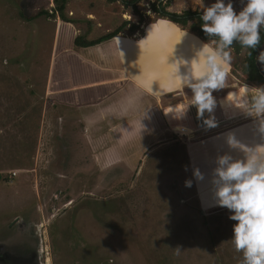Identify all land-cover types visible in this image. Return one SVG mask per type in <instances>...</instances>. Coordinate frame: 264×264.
<instances>
[{
	"label": "rangeland",
	"instance_id": "obj_1",
	"mask_svg": "<svg viewBox=\"0 0 264 264\" xmlns=\"http://www.w3.org/2000/svg\"><path fill=\"white\" fill-rule=\"evenodd\" d=\"M154 1L135 2L144 21L123 0H67L73 11L64 14L91 30L83 20L95 18L101 30L111 31L126 22L123 32L128 35L134 34L131 23L141 31L148 26L140 41L118 36L140 49L163 45L167 59L179 52V59L189 62L196 59L190 45L214 46L209 37L200 38L159 17ZM214 2L163 4L171 13L189 10L202 15ZM246 2L232 0V6L239 12ZM56 6L55 0H0V264H30L42 237L46 256L35 258L37 264H241L242 253L231 241L237 221L229 219L226 207L203 209L186 153L187 143L216 130L196 131L193 125L191 129L172 122L169 130L175 135L153 142L160 131L151 126L141 136L137 130L106 127L114 122L111 113L137 109L136 99L128 104L124 100L130 88L113 106L111 99L103 106L64 107L46 93L53 33L62 20ZM40 11L50 15H37ZM98 35L96 30L89 36ZM172 45L179 48L172 52ZM231 55L227 82L234 89L228 90L229 100L243 96L246 86L264 87L243 73L246 49L237 52L232 46ZM184 89L176 100L189 105L192 94L186 93L192 92ZM142 101L147 100L142 97ZM102 109L107 114H98ZM184 128L189 129L186 135ZM79 147L84 149L83 157ZM73 149L74 159L69 153ZM96 152L109 153L115 161L106 159L107 164L95 157ZM186 180L192 181L191 187L185 186ZM19 223L25 226L22 234L14 233Z\"/></svg>",
	"mask_w": 264,
	"mask_h": 264
},
{
	"label": "crops",
	"instance_id": "obj_2",
	"mask_svg": "<svg viewBox=\"0 0 264 264\" xmlns=\"http://www.w3.org/2000/svg\"><path fill=\"white\" fill-rule=\"evenodd\" d=\"M69 3L67 2L68 7L65 10L73 11ZM65 16L70 21H57L53 33L52 49L45 80L46 93L56 97L64 107L66 105L103 106L105 100L110 101L111 99L110 103L113 106L118 103V99L122 98L120 97L121 93H124L126 88H130V91L124 93V96H126L124 100L128 104L136 99L137 109L135 111H125L124 109L123 112H118V115L111 113L110 118L114 122L113 124L106 122L109 126L106 127L108 130L109 128L130 132L137 130L141 136L142 131H148L149 126H151L159 130L160 135H162H159L153 142L161 139V137L164 139V135L166 137L175 135L173 131L169 130V124H172V122L176 125H184L182 123H185L189 128L193 125L196 131L216 130L212 133L200 135L199 138L187 143L186 153L189 156L188 160L192 172L198 168L204 176L202 180H198L194 176L197 194L200 197L203 209L217 207L212 184L214 169L217 166V157L225 153L239 159L244 156L240 149L229 147L227 137L232 134L237 140L248 146L264 144V134H261L258 130V119L223 103L228 95V90L234 89L228 84L227 79L225 88L213 91V96L217 99V106L213 113L216 124L215 128L208 127L204 123V117L198 118L196 107L190 105L192 101L187 105L188 102L178 101L179 98L176 100V96L185 92V87L182 90L178 71L179 74L182 71L187 73V68L192 63L193 68L197 67L198 70L200 69L203 72V56L200 57L199 62L195 59L186 63V59L184 62L179 59L181 53L177 52V54L175 52L174 57L172 55L171 59H167L164 55L165 48L163 45H155L151 49L146 47L140 49V46L132 47L131 44L129 45L127 38L118 36L122 34L140 41L146 35L148 26L143 27L142 31L139 30V27L137 29L139 31H133L134 34L132 35H128L124 33L125 30H122L117 35L98 44L79 46L75 44V38L78 35L83 36L87 41L94 40L89 35L96 30H99V35L95 39L111 32V29L103 28L101 30L102 25L95 18L83 20L86 24H91L92 30L86 29L83 27L82 22L70 19V15ZM62 21L64 25H61ZM68 24H71L72 28ZM177 46L172 45V52ZM199 47L200 45H190V48H193L190 52L195 54L194 50ZM153 53L156 54V58L153 57ZM199 63H201L202 68H200L201 65H198ZM195 71L197 72V69ZM152 87L156 92H152ZM133 92L136 94H132ZM186 94L192 93L188 92ZM170 95H173L174 99ZM142 97H145L147 101L143 102ZM179 105L182 108L176 107ZM173 107L177 112L185 110L183 118H175L172 115ZM121 109H118V111ZM103 112L106 113L103 109L99 110L98 114L101 115ZM207 116L208 113L206 112L205 117ZM136 118L139 120L136 121ZM226 124L231 125L225 127ZM79 128L83 129L82 124ZM163 131L166 132L163 134ZM150 143L148 142L145 145L146 152H144L142 158L148 152L147 145ZM107 152H110V150ZM98 153L96 152L95 157L102 158L101 160H104L107 164L115 161L109 153L105 155Z\"/></svg>",
	"mask_w": 264,
	"mask_h": 264
},
{
	"label": "clouds",
	"instance_id": "obj_3",
	"mask_svg": "<svg viewBox=\"0 0 264 264\" xmlns=\"http://www.w3.org/2000/svg\"><path fill=\"white\" fill-rule=\"evenodd\" d=\"M200 19L203 21L202 30L209 41H214V46L209 42L201 43L196 50L198 62L203 56V72H196L191 63L185 75L181 76L179 71L178 75L182 90L184 87L191 89L190 105L196 107L198 118L204 117L205 125L213 127L216 124L213 113L217 106L213 91L226 87L234 41L241 49H247L248 55L260 44L261 31L264 30V0H247L239 12L234 10L232 0L227 3L215 0L204 8ZM257 59L264 64V50ZM151 90L156 92L153 87ZM228 96L229 93L223 103L256 117L258 130L264 134V87L246 86L243 96H236L233 100ZM171 113L175 118H183L185 110L177 112L173 107ZM227 143L231 148L240 149L244 156L239 159L225 153L217 157L212 177L215 202L229 209V219L237 221L233 225L231 241L235 250L242 253L241 264H264V144L248 146L232 134L227 137ZM193 175L198 180L204 178L198 168L193 170ZM191 185V180L185 181V186Z\"/></svg>",
	"mask_w": 264,
	"mask_h": 264
},
{
	"label": "trees",
	"instance_id": "obj_4",
	"mask_svg": "<svg viewBox=\"0 0 264 264\" xmlns=\"http://www.w3.org/2000/svg\"><path fill=\"white\" fill-rule=\"evenodd\" d=\"M57 2V6L55 7V11H57L61 17L62 20L65 21H70L68 19V17L65 16L64 14V10L66 8V3L67 0H55ZM137 0H123V2L128 5V4H132L133 8L135 10V12L137 14H139L141 21H144L143 18V13H141L138 9V7L135 5V2ZM165 1V3H169L170 0H155L152 4L153 10L158 13L159 17H166L169 18L170 20L180 24L183 28H188L190 29V31L194 32L195 34L199 35L200 37L203 38H208V36L205 35L204 31L201 28V24L203 23V21L200 19L201 15L199 14V12L196 11H185L184 13H171L168 12L165 5L163 4V2ZM42 14H46V15H50L48 12L46 11H40L37 15H42ZM197 16V17H196ZM189 21H191V24L189 25ZM126 22L122 23L121 26H119L118 28H116L115 30L100 36L97 39L94 40H85L83 38V36L78 35L75 38V44L79 45V46H91L94 44H98L104 40H107L115 35H117L120 31L123 30V28L125 27ZM139 28V26L135 23H131L130 25V30L135 31ZM264 41V30L261 31V42L260 44L257 46V48L262 44V42ZM236 41H234V45L233 47L236 48L237 52L241 50V46L239 45V43L237 42V44H235ZM257 48L255 49H251V55H248L247 52L248 50L246 49V57L244 59V63H243V73L247 74V78L248 80H250V82H261L264 84V77L260 74L257 66H256V53H257Z\"/></svg>",
	"mask_w": 264,
	"mask_h": 264
},
{
	"label": "flooded vegetation",
	"instance_id": "obj_5",
	"mask_svg": "<svg viewBox=\"0 0 264 264\" xmlns=\"http://www.w3.org/2000/svg\"><path fill=\"white\" fill-rule=\"evenodd\" d=\"M63 147L64 148H67L68 147V145L67 144H64L63 145ZM75 149V148H74ZM74 149L71 151V152H69L71 155H72V157H73V159L75 158V155H74V153H73V151H74ZM78 153H79V156H82L83 157V154H84V150L83 149H81L80 147L78 148ZM65 151H67V150H65ZM79 156L78 157H76V159H79ZM53 163H56V161H52L51 162V164H53ZM50 164V165H51ZM53 169V168H52ZM54 170V169H53ZM41 223V222H40ZM41 225H42V223H41ZM19 227H20V229H18L17 228V230L15 229V232L14 233H16V232H18V234H22V232H23V229L25 230V226H22L20 223H19V225H18ZM26 228H27V225H26ZM42 240H43V237L41 238V241H39L40 242V244L38 245V249L36 250V252L35 251H33V255H32V260L33 261H29L30 262V264H37L36 262H35V258H38V256H40L41 258H42V254H43V257H44V260H45V256H46V253H45V245L42 243ZM41 244H43V245H41ZM27 261V260H26Z\"/></svg>",
	"mask_w": 264,
	"mask_h": 264
},
{
	"label": "water",
	"instance_id": "obj_6",
	"mask_svg": "<svg viewBox=\"0 0 264 264\" xmlns=\"http://www.w3.org/2000/svg\"><path fill=\"white\" fill-rule=\"evenodd\" d=\"M261 50H264V41L262 42V44L257 48V53H256V66L260 72V74L264 77V64H262L258 59V55L260 53Z\"/></svg>",
	"mask_w": 264,
	"mask_h": 264
},
{
	"label": "bare ground",
	"instance_id": "obj_7",
	"mask_svg": "<svg viewBox=\"0 0 264 264\" xmlns=\"http://www.w3.org/2000/svg\"><path fill=\"white\" fill-rule=\"evenodd\" d=\"M189 109V108H188ZM183 128V127H182ZM179 129V128H178ZM183 130V131H182ZM181 131H182V133H183V135H186V133L189 131V129H187V128H184V129H182ZM190 136V135H189Z\"/></svg>",
	"mask_w": 264,
	"mask_h": 264
}]
</instances>
